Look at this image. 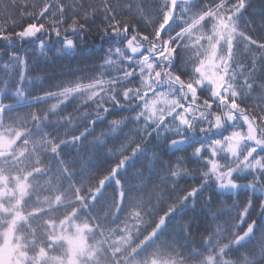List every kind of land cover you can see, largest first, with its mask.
Wrapping results in <instances>:
<instances>
[{
    "label": "snow or ice",
    "instance_id": "snow-or-ice-1",
    "mask_svg": "<svg viewBox=\"0 0 264 264\" xmlns=\"http://www.w3.org/2000/svg\"><path fill=\"white\" fill-rule=\"evenodd\" d=\"M251 7L0 6V264H264V36L250 34ZM94 34L104 54L84 59L99 63L31 95L33 60L75 57ZM222 195L237 199L214 211Z\"/></svg>",
    "mask_w": 264,
    "mask_h": 264
},
{
    "label": "trees",
    "instance_id": "trees-1",
    "mask_svg": "<svg viewBox=\"0 0 264 264\" xmlns=\"http://www.w3.org/2000/svg\"><path fill=\"white\" fill-rule=\"evenodd\" d=\"M4 3H6V0H0V6H2ZM252 3V7L249 9V11L247 13H245V16L249 19H255L256 20V25L254 27H257V31L255 33H250L253 34L254 37H259V36H264V31H260L258 28V25L260 23V19H261V12L264 11V0H251ZM3 41H0V47L3 46ZM59 47V46H57ZM104 48H107L108 45H104ZM100 49V40L98 36H95V34L93 35V37L89 38L88 44L85 46L84 51L83 52H78L76 54L75 57L72 56H59V55H53V53L55 52V49H53L52 52H48L46 53V58L45 57H40L39 61L36 62L35 60H33V67L36 69L34 71H30L28 73L29 79L32 81L31 83H28L26 85L27 88H31L34 89V91H32L31 95L35 96V95H41V89H43L44 91H55L56 89L53 87L55 84H57L59 81L61 80H69L72 79L73 77L70 75H61V73H70V72H74L75 69L77 67H83L84 63H87L89 65H91L92 63H99L98 60H93V59H84L85 57L91 55L92 57H97V56H102L104 53L103 51L99 50ZM32 49L29 48V54L32 53ZM38 49L36 50L37 54H38ZM21 55H25V53H21ZM83 60V63H82ZM5 63H11L7 60V58H5L4 60L0 61V68L3 67V65ZM76 75H80V73H76ZM0 76H4L3 72H0ZM10 76L12 80H17L18 77L16 76L15 71H11L10 72ZM5 79H8L7 76H5ZM3 85L0 84V88H2ZM9 88H12V85L9 84ZM14 90V89H13ZM6 102H10V101H6ZM51 103H55V101H49L48 104L50 105ZM48 105H41V107H47ZM79 107V100L74 101L72 104H69L66 109L65 112L66 113H74L76 109ZM90 110V109H89ZM17 111L21 114H23L24 112L29 111L28 108H22V109H17ZM83 113H81L82 115ZM91 139V137L89 138ZM64 151H68V149H65ZM91 149L88 150V152H82L80 153V155L82 157H87L88 155L91 154ZM191 151V150H189ZM75 154V153H73ZM92 159H93V163L99 164L101 162V160L104 159L103 156L101 157H96L94 155H92ZM48 161H52L53 163H55L53 157L48 156L47 157ZM110 163V161H109ZM108 165L107 163H105L103 165L104 168H106ZM189 167H195V165H189ZM147 174V173H146ZM249 179H251L249 177ZM191 183H194L191 182ZM241 183H246V181H242ZM109 192L112 191L111 188H109L108 190ZM41 198L44 195H47V193H40ZM205 195H207V193H205ZM247 196H251V192L248 191H244L241 190L239 193V197L238 199L243 200L245 199ZM234 199H237L236 196H233L231 199L229 198L228 195H222L219 197V201L216 203V207L213 209L215 210H219L221 207V203L226 207V206H230L233 202ZM204 201L203 199H201V201L197 204V211H200L201 206L203 205ZM188 215H192L191 213H189ZM185 219H187V217H185ZM194 235H196V242H195V246L199 247V235L196 234L195 229L193 230Z\"/></svg>",
    "mask_w": 264,
    "mask_h": 264
}]
</instances>
